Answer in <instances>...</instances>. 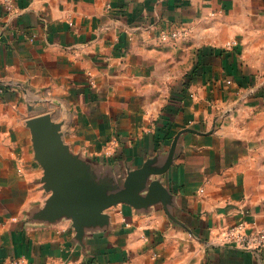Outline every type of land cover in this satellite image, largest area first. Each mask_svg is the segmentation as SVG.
<instances>
[{
  "label": "crops",
  "instance_id": "1",
  "mask_svg": "<svg viewBox=\"0 0 264 264\" xmlns=\"http://www.w3.org/2000/svg\"><path fill=\"white\" fill-rule=\"evenodd\" d=\"M46 113L95 185L173 149L146 176L163 200L47 217ZM240 219L264 228V0H0V264H264L223 243Z\"/></svg>",
  "mask_w": 264,
  "mask_h": 264
},
{
  "label": "water",
  "instance_id": "2",
  "mask_svg": "<svg viewBox=\"0 0 264 264\" xmlns=\"http://www.w3.org/2000/svg\"><path fill=\"white\" fill-rule=\"evenodd\" d=\"M31 132L35 159L43 168L44 188L51 191L45 201L42 213L53 219L61 215L70 217L73 226L82 232L83 226L104 223V210L117 203L135 206L148 205L158 192L163 200L164 191L157 179L147 185V175L161 174L171 162V149L167 165L162 169L146 166L131 171L126 176L123 187L95 185L87 171V164L73 154L61 139L60 124L49 114H42L26 121ZM145 191V195L140 193Z\"/></svg>",
  "mask_w": 264,
  "mask_h": 264
},
{
  "label": "built area",
  "instance_id": "3",
  "mask_svg": "<svg viewBox=\"0 0 264 264\" xmlns=\"http://www.w3.org/2000/svg\"><path fill=\"white\" fill-rule=\"evenodd\" d=\"M183 30L162 31L158 35L161 41H167L180 37ZM234 42L227 43V47H233ZM223 243L244 250L258 252L264 248V228L248 229V224L244 219H240L233 224L227 225L222 231Z\"/></svg>",
  "mask_w": 264,
  "mask_h": 264
}]
</instances>
